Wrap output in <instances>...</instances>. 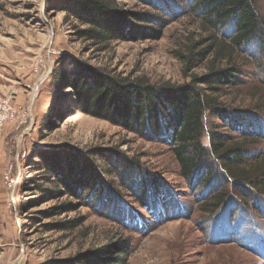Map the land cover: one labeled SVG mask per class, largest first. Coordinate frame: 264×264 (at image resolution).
<instances>
[{"label": "rangeland", "instance_id": "374dc122", "mask_svg": "<svg viewBox=\"0 0 264 264\" xmlns=\"http://www.w3.org/2000/svg\"><path fill=\"white\" fill-rule=\"evenodd\" d=\"M114 2L126 31L147 26L158 31L148 28L133 38L126 33L100 44L79 37L77 30L86 25L65 18L56 6L59 0H0V98L11 96L16 111L0 126V264H74V257L93 256L94 249L118 239L130 243L127 264H264V198L263 210L248 209L229 187L232 198L206 212L214 188L210 179L189 188L167 144L74 110L64 99L67 82L58 86L51 80L55 68L67 70L76 63L118 84L154 87L185 85L205 72L201 65L185 74L177 54L185 51L190 36L197 39L202 33L189 0ZM255 9L264 26V0H255ZM133 12L163 17L143 22L131 19ZM242 50L244 82L226 88L221 100L247 113L255 110L254 97L264 93V67L258 64L264 56L253 46ZM221 123L214 132L232 138L244 133L218 128ZM245 127H256L259 139L250 149L259 156L264 153V111ZM58 146L70 148L62 149L68 154L61 160L66 176H52L38 166L36 153ZM125 158L152 173L146 174L144 203L127 174H117ZM86 159L106 184L95 199L94 191L78 189L69 180L76 170L80 175L79 163ZM63 162H70L75 173Z\"/></svg>", "mask_w": 264, "mask_h": 264}, {"label": "trees", "instance_id": "16d2710c", "mask_svg": "<svg viewBox=\"0 0 264 264\" xmlns=\"http://www.w3.org/2000/svg\"><path fill=\"white\" fill-rule=\"evenodd\" d=\"M59 1L62 4L56 6L65 11V18L71 17L86 25L78 29L77 34L88 41L102 44L123 38L126 33L133 38L151 28L126 31L125 17L116 11L114 0ZM189 9L198 18L202 33L197 39L190 36L185 51L177 54L185 74L201 65L205 66V72L193 75L188 84L170 87H154L147 82L118 84L100 70L81 63H71L73 67H67V70L62 66L55 68L51 80L58 86L67 82L69 89L64 99L74 110L167 144L177 162L178 173L189 188L203 186L210 179V187L214 188L209 196V208L204 209L206 212L218 210L224 199L232 198L229 187L246 208L262 209L264 153L253 154L250 147L259 139L258 133L256 127L254 131H247L245 126L264 111V93L254 97L255 110L247 113L227 107L221 97L226 88L244 82L243 48L253 46L264 56L263 21L255 9V0H189ZM161 17L149 12L130 13L131 19L143 22H154ZM226 28L227 32L222 34L221 30ZM251 56L254 55L251 53ZM258 64L264 67V62ZM217 121L222 122L218 128L244 133L232 138L214 132ZM62 149L70 148L58 146L52 150H39L36 153L39 169L52 176L56 173L66 176L61 160L68 154ZM125 160L124 169H116L117 174L121 177L127 174V182L138 186L141 194L138 200L144 203L149 185L146 176L151 177L152 173L137 161ZM63 163L75 173L70 162ZM78 168L80 175L76 170V176H69L73 186L94 191V199L101 196L106 184H102L93 164L86 159ZM64 226L70 227L67 222ZM93 252V256L81 254L72 260L74 264H127L130 243L128 239H118Z\"/></svg>", "mask_w": 264, "mask_h": 264}, {"label": "built area", "instance_id": "2783aa9c", "mask_svg": "<svg viewBox=\"0 0 264 264\" xmlns=\"http://www.w3.org/2000/svg\"><path fill=\"white\" fill-rule=\"evenodd\" d=\"M32 104V102H31ZM31 111V110H30ZM28 110L27 118L30 122L28 128L32 125L33 119L31 112ZM16 114V111L13 107L11 96H3L0 98V126H2L7 120H12ZM24 131V130H23Z\"/></svg>", "mask_w": 264, "mask_h": 264}, {"label": "bare ground", "instance_id": "6f19581e", "mask_svg": "<svg viewBox=\"0 0 264 264\" xmlns=\"http://www.w3.org/2000/svg\"><path fill=\"white\" fill-rule=\"evenodd\" d=\"M33 118V117H32Z\"/></svg>", "mask_w": 264, "mask_h": 264}]
</instances>
